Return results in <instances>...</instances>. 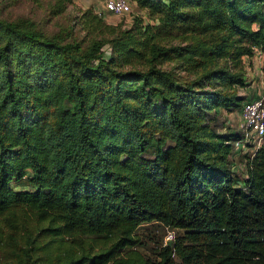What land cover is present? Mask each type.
<instances>
[{
  "label": "trees",
  "instance_id": "1",
  "mask_svg": "<svg viewBox=\"0 0 264 264\" xmlns=\"http://www.w3.org/2000/svg\"><path fill=\"white\" fill-rule=\"evenodd\" d=\"M135 1L153 19L140 38L0 18L3 264H264V140L245 176L239 129L220 130L245 100L242 56L264 50V0ZM152 222L181 231L147 251Z\"/></svg>",
  "mask_w": 264,
  "mask_h": 264
},
{
  "label": "rangeland",
  "instance_id": "2",
  "mask_svg": "<svg viewBox=\"0 0 264 264\" xmlns=\"http://www.w3.org/2000/svg\"><path fill=\"white\" fill-rule=\"evenodd\" d=\"M57 2L60 5L63 4L60 11H56V0H0V18L32 25L45 34L61 38L62 41L77 39L83 43H87L95 36L107 37L113 32H119L125 28H130V31L137 38H140L143 26L153 21L147 11L138 6L135 0L131 1V10L123 15H117L105 9L103 0H66L64 2L57 0ZM86 8H91L98 15H102L106 23V25H102V31L98 28L92 29L89 27L90 21L88 20V22L82 14V11ZM258 49L260 48L255 47L253 54L242 56L246 84L239 87L238 90L240 93L245 94L244 99L256 96L264 88V50L261 49V53H263V56H261ZM256 55L258 57H254ZM174 63V61H166L163 65L171 67ZM221 117L224 119V124H220V130L225 129L223 126L230 127L232 131L238 130L239 109L223 110ZM249 150L250 148L246 152L233 156V169L236 173L245 172V159L250 154ZM25 183L26 180L23 179L22 183L15 185L16 187H25ZM145 226H148L146 228L150 239L147 242L150 246L148 247L147 243L141 242L143 243L141 248L147 251H156L170 233L174 237L181 231V229L166 224L163 225L159 222L147 223L141 227L142 231L146 230V228L143 229ZM141 230L139 228V231ZM9 253V246L0 249V264H3L2 262L5 261V257H8Z\"/></svg>",
  "mask_w": 264,
  "mask_h": 264
},
{
  "label": "built area",
  "instance_id": "3",
  "mask_svg": "<svg viewBox=\"0 0 264 264\" xmlns=\"http://www.w3.org/2000/svg\"><path fill=\"white\" fill-rule=\"evenodd\" d=\"M103 2L105 9L117 15L131 10V0H103ZM258 51L261 52V49ZM239 116V135L233 141V149L235 154H239L250 148L252 156L264 140V88L256 96L242 102ZM241 174L246 176L247 170ZM171 237L172 233L166 238L171 240Z\"/></svg>",
  "mask_w": 264,
  "mask_h": 264
},
{
  "label": "crops",
  "instance_id": "4",
  "mask_svg": "<svg viewBox=\"0 0 264 264\" xmlns=\"http://www.w3.org/2000/svg\"><path fill=\"white\" fill-rule=\"evenodd\" d=\"M261 52H262V51H261ZM261 52H259V53H260L261 56H263V53H261ZM254 57H258V56L256 55V56H254ZM231 112H232V111H231Z\"/></svg>",
  "mask_w": 264,
  "mask_h": 264
}]
</instances>
